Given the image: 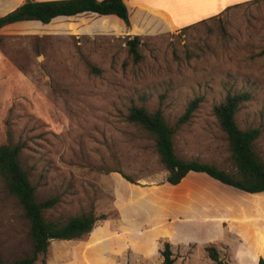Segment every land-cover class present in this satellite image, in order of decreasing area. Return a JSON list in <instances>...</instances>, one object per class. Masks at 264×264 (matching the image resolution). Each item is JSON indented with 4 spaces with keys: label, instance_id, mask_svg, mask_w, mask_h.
I'll return each mask as SVG.
<instances>
[{
    "label": "rangeland",
    "instance_id": "obj_1",
    "mask_svg": "<svg viewBox=\"0 0 264 264\" xmlns=\"http://www.w3.org/2000/svg\"><path fill=\"white\" fill-rule=\"evenodd\" d=\"M23 1L0 0V15ZM159 16L168 28L140 35L139 61L125 43L134 35L103 23L111 31L74 34L66 23L75 18L66 16L0 28V145L10 132L23 144L21 160L36 197H58L46 218L89 210L104 215L81 238L52 239L34 264H162L164 242L175 264H216L205 249L210 245L227 264H240L215 243L183 248L170 241L210 237L242 203L263 211L264 191L245 192L200 172L168 183L154 142L126 117L131 105L160 108L174 126L187 103L201 97L190 121L177 128L174 151L232 172L213 107L229 92H247L251 98L236 121L260 127L256 149L264 159V0L183 31ZM28 230L0 178V262L30 252ZM260 258L244 264H261Z\"/></svg>",
    "mask_w": 264,
    "mask_h": 264
},
{
    "label": "trees",
    "instance_id": "obj_2",
    "mask_svg": "<svg viewBox=\"0 0 264 264\" xmlns=\"http://www.w3.org/2000/svg\"><path fill=\"white\" fill-rule=\"evenodd\" d=\"M258 1V0H251ZM250 2V1H249ZM237 6V5H234ZM233 6V7H234ZM86 12L98 15H115L129 25L128 9L123 0H25L10 11L0 15V28L20 21L37 20L49 23L58 16L71 17ZM167 20L161 12H155ZM219 17H211L180 28L186 30L196 25L208 23ZM103 24L116 27L103 19ZM72 25V24H70ZM138 33V28H125L122 32ZM142 37L134 35L125 37V43L134 61L141 59L139 45ZM247 92L227 93L224 99L214 105L213 114L227 139L230 158L234 171L229 172L207 162L178 157L174 151L173 139L177 128L188 123L202 101L201 97L191 99L184 111L170 125L160 108L148 110L144 106L131 105L127 120L140 128L154 142V148L164 165L167 175L165 180L178 184L189 172H200L223 184L246 192L264 191V159L256 149V139L261 134L260 127L241 128L236 121V114L241 105L250 99ZM23 144L13 142L9 132L8 142L0 145V178L7 191L22 208L23 216L29 223L30 252L11 262L0 264H34L39 254H45L52 239L72 240L89 233L96 220L104 215H95L93 210L69 216L65 219H48L47 212L58 203V197L52 196L39 200L35 194L29 172L22 164ZM129 181V177L125 176ZM52 239H49V238ZM208 257L216 264H227L219 255L216 247H205ZM162 264H175L169 242H164L160 251ZM259 262L264 264L260 258Z\"/></svg>",
    "mask_w": 264,
    "mask_h": 264
},
{
    "label": "crops",
    "instance_id": "obj_3",
    "mask_svg": "<svg viewBox=\"0 0 264 264\" xmlns=\"http://www.w3.org/2000/svg\"><path fill=\"white\" fill-rule=\"evenodd\" d=\"M248 1L251 0H123L128 9V26L115 15H98L86 12L71 16L75 20L68 21L66 28L68 30L75 29L74 34L111 31L101 27V23L105 19L110 25L114 24L122 30L125 28L130 30L134 27L140 29L138 33H130L129 31L124 32L125 34L144 35L157 33L168 28L163 19L155 12L164 13L171 27L177 29L211 17H221L234 5ZM86 19L90 21L87 22ZM70 24H72L71 28L69 27ZM246 203L248 204L245 205ZM246 203H242L243 205L235 213H231L234 217H227L226 220L222 217L210 237L208 235L207 238L201 236L194 240L181 242L172 240L170 242L183 248L189 246L191 242L198 244L215 243L220 245L223 251L230 252L231 258L233 256L239 258L236 261L240 264H244L245 259L251 260L252 255L264 257V208L263 211H260V207L256 206L255 203ZM121 216L127 220L134 217L133 215Z\"/></svg>",
    "mask_w": 264,
    "mask_h": 264
},
{
    "label": "water",
    "instance_id": "obj_4",
    "mask_svg": "<svg viewBox=\"0 0 264 264\" xmlns=\"http://www.w3.org/2000/svg\"><path fill=\"white\" fill-rule=\"evenodd\" d=\"M49 239H52L51 237Z\"/></svg>",
    "mask_w": 264,
    "mask_h": 264
},
{
    "label": "bare ground",
    "instance_id": "obj_5",
    "mask_svg": "<svg viewBox=\"0 0 264 264\" xmlns=\"http://www.w3.org/2000/svg\"><path fill=\"white\" fill-rule=\"evenodd\" d=\"M176 11H178V10H176Z\"/></svg>",
    "mask_w": 264,
    "mask_h": 264
}]
</instances>
